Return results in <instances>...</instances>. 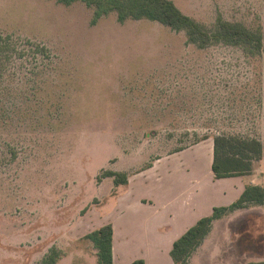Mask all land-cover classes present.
<instances>
[{
	"label": "rangeland",
	"instance_id": "374dc122",
	"mask_svg": "<svg viewBox=\"0 0 264 264\" xmlns=\"http://www.w3.org/2000/svg\"><path fill=\"white\" fill-rule=\"evenodd\" d=\"M174 1L264 37V0ZM95 12L87 0H0V264H41L53 248L56 264L94 263L86 235L118 207L106 170L149 177L153 161L208 149L214 134L264 142V53ZM257 208L220 222L189 264L264 259Z\"/></svg>",
	"mask_w": 264,
	"mask_h": 264
},
{
	"label": "crops",
	"instance_id": "0c3cea01",
	"mask_svg": "<svg viewBox=\"0 0 264 264\" xmlns=\"http://www.w3.org/2000/svg\"><path fill=\"white\" fill-rule=\"evenodd\" d=\"M168 157L161 165L156 160L146 168L156 171L149 177L133 179L128 173V183L116 185L118 207L110 219L100 224L113 225L114 264H129L137 258L147 264H174L170 254L174 241L201 217L212 214L215 206L234 202L247 185L264 187V158L255 161L250 173L216 178L212 170L213 146L183 147ZM158 170L161 175L156 177ZM256 207L264 210V204L250 205L215 219L203 242L209 240L220 222ZM91 264H98L96 247Z\"/></svg>",
	"mask_w": 264,
	"mask_h": 264
},
{
	"label": "trees",
	"instance_id": "16d2710c",
	"mask_svg": "<svg viewBox=\"0 0 264 264\" xmlns=\"http://www.w3.org/2000/svg\"><path fill=\"white\" fill-rule=\"evenodd\" d=\"M58 1L71 3L75 0ZM87 2L91 6L96 5L95 15L98 17L113 9L116 10L120 21L128 18H146L158 21L176 31H185L187 41L200 48L223 43L242 47L248 53H264V37L260 30H254L240 21L225 19L221 15L212 25H206L185 13L174 0H87ZM8 53L9 50L0 41V58L1 55L7 56ZM261 158H264V142L258 138L224 133L213 136L212 170L216 178L250 173L255 161ZM104 176L113 177L115 185L128 183V174L125 172L109 169L105 171ZM263 204L264 187L250 184L234 202L215 206L212 214L201 217L174 241L170 252L174 264H189L192 253L210 232L215 219L222 218L239 208ZM113 236L112 223H106L86 235L98 250V264H114ZM59 256V250L53 248L41 264H56ZM129 264L147 263L143 258H137ZM244 264H264V259Z\"/></svg>",
	"mask_w": 264,
	"mask_h": 264
}]
</instances>
